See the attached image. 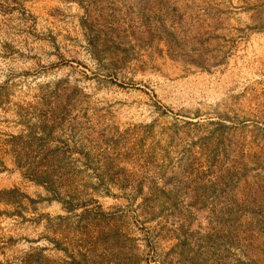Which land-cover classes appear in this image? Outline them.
<instances>
[{"label":"rangeland","instance_id":"374dc122","mask_svg":"<svg viewBox=\"0 0 264 264\" xmlns=\"http://www.w3.org/2000/svg\"><path fill=\"white\" fill-rule=\"evenodd\" d=\"M0 190V264H264V0H0Z\"/></svg>","mask_w":264,"mask_h":264},{"label":"trees","instance_id":"16d2710c","mask_svg":"<svg viewBox=\"0 0 264 264\" xmlns=\"http://www.w3.org/2000/svg\"><path fill=\"white\" fill-rule=\"evenodd\" d=\"M32 127H37L36 129L40 127L39 129L43 130L48 129V126H46L45 122L42 121L29 126V131L25 134L21 133L19 135H11L12 139H19V152L16 149L12 150L15 159H17L16 164L19 166V169L23 170V178L32 181L34 184L42 186L46 192L50 194V199L58 200L62 204V208L65 211L71 212L78 207L79 203H77V201L78 199H81L75 198L76 195L79 194V190L77 188H64L65 184H68H64V180L66 179L70 182L72 176L71 171L68 172L66 170V166L60 164L61 158L59 156L56 154L51 156L48 154L47 150H44L46 149L45 143L47 138L44 136H37ZM56 172H59L61 175L60 182L54 180L53 178V174ZM12 190L19 191L17 188H13ZM5 191L8 190H0V194ZM19 195H21L20 191ZM55 246L67 253V248L63 247L60 242L55 241ZM32 256V254H29L19 264H34V261L30 259ZM84 256L86 255L84 254Z\"/></svg>","mask_w":264,"mask_h":264}]
</instances>
